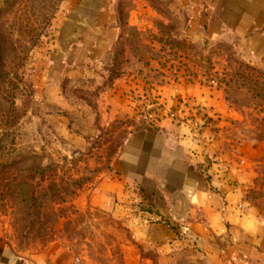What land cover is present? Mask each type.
<instances>
[{
    "label": "rangeland",
    "instance_id": "374dc122",
    "mask_svg": "<svg viewBox=\"0 0 264 264\" xmlns=\"http://www.w3.org/2000/svg\"><path fill=\"white\" fill-rule=\"evenodd\" d=\"M68 1L0 0V242L62 264L157 263L90 203L129 133L163 124L264 219V64L238 37L189 31L179 0H106L121 37L102 65L98 53L86 62L75 31L63 33ZM77 9L69 28L99 16Z\"/></svg>",
    "mask_w": 264,
    "mask_h": 264
},
{
    "label": "crops",
    "instance_id": "0c3cea01",
    "mask_svg": "<svg viewBox=\"0 0 264 264\" xmlns=\"http://www.w3.org/2000/svg\"><path fill=\"white\" fill-rule=\"evenodd\" d=\"M68 2L69 25L77 8L98 13L95 22L87 16L76 29L67 24L63 33L75 31V42L81 43L75 51L86 62L98 53L102 65L106 46L119 41L121 27L109 21L106 0ZM179 2L189 11L193 34L202 29L211 40L238 37L245 57L264 64V0ZM194 146L181 127L169 124L129 133L90 204L122 219L133 240L156 250L158 262L145 255L143 264H264V219L243 203L229 175L202 173ZM26 256L0 242V264H62L54 253L50 259Z\"/></svg>",
    "mask_w": 264,
    "mask_h": 264
}]
</instances>
